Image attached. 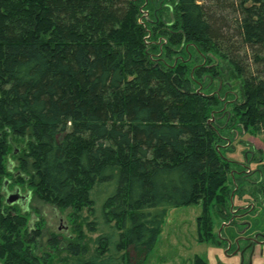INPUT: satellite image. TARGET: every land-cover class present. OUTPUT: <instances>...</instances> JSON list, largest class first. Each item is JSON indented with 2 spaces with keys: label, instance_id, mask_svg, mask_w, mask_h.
<instances>
[{
  "label": "trees",
  "instance_id": "trees-1",
  "mask_svg": "<svg viewBox=\"0 0 264 264\" xmlns=\"http://www.w3.org/2000/svg\"><path fill=\"white\" fill-rule=\"evenodd\" d=\"M257 130L262 151L228 156ZM5 180L32 202L0 196V264H140L192 204L197 241L223 243L215 223L264 194V0H0ZM34 201L71 223L41 252Z\"/></svg>",
  "mask_w": 264,
  "mask_h": 264
},
{
  "label": "rangeland",
  "instance_id": "rangeland-1",
  "mask_svg": "<svg viewBox=\"0 0 264 264\" xmlns=\"http://www.w3.org/2000/svg\"><path fill=\"white\" fill-rule=\"evenodd\" d=\"M231 82L236 83V79L232 78ZM234 85L232 93H237L239 97L238 86ZM198 87L197 91L200 90V86ZM202 91L207 92L205 89ZM210 119L212 120V118ZM231 136L232 139L235 136L232 143L236 150L229 153L228 156L235 160H244L243 149L253 150L256 153L263 150V142L258 130L247 134L234 133ZM247 165L250 169L256 167V163L252 161ZM237 201L235 200V204L239 203ZM250 204V201L249 203L240 202V206L242 205L241 207L246 209V213L237 217L235 224L215 223L214 230L220 231L218 236L221 239L226 238V241H222L221 244L197 241L196 218L201 212L199 204L167 208L157 242L146 260L140 264H196L194 262L196 257L202 258L205 264H241L243 258L236 254L237 247L242 245L240 242L237 243L238 233L241 232V235L244 236L264 231V194L251 209L247 210ZM33 206L36 211L35 217H37L35 219L44 224L40 233L38 250L36 249L37 252H41L46 248L45 244L50 232H55L59 238L68 236L71 232V223L67 219L66 211L55 208L44 201H34ZM96 207L99 208V202ZM253 207H255L254 211H252ZM242 208L241 212H243ZM32 216L34 215L32 214ZM96 235L92 234L93 237ZM93 246L91 243V247ZM52 264H57V261L53 260ZM254 264H264V257L256 260Z\"/></svg>",
  "mask_w": 264,
  "mask_h": 264
},
{
  "label": "flooded vegetation",
  "instance_id": "flooded-vegetation-1",
  "mask_svg": "<svg viewBox=\"0 0 264 264\" xmlns=\"http://www.w3.org/2000/svg\"><path fill=\"white\" fill-rule=\"evenodd\" d=\"M10 169L11 168L9 167V170ZM0 196L4 199L6 205L10 207L9 211L13 215L16 214V208L21 210L22 213L29 212L31 210L32 192L25 184L13 182V180H5L0 187ZM11 198L13 200H10ZM241 215L242 214H238L236 218ZM226 224L230 223L228 222ZM242 226L244 228V225ZM219 232L220 231H218V234H220ZM238 234L239 239L237 240V243H242L241 247H238L239 250H243V252L240 254L239 251H236V254H239L240 258H243V262L241 261V264H251V262L257 258L262 259L264 255V231L244 236L241 235V232ZM225 239L226 238L222 239V241H226ZM257 247L258 253L256 254Z\"/></svg>",
  "mask_w": 264,
  "mask_h": 264
},
{
  "label": "crops",
  "instance_id": "crops-1",
  "mask_svg": "<svg viewBox=\"0 0 264 264\" xmlns=\"http://www.w3.org/2000/svg\"><path fill=\"white\" fill-rule=\"evenodd\" d=\"M233 236V235H232ZM258 253V247H257V251H256V254ZM237 256L239 257V254H237ZM263 257H264V255H263ZM259 258H257V259H255V260H253V262H251V264H254V262L256 261V260H258Z\"/></svg>",
  "mask_w": 264,
  "mask_h": 264
},
{
  "label": "water",
  "instance_id": "water-1",
  "mask_svg": "<svg viewBox=\"0 0 264 264\" xmlns=\"http://www.w3.org/2000/svg\"><path fill=\"white\" fill-rule=\"evenodd\" d=\"M10 200H13V199L11 198ZM225 240H226V239H225ZM236 251H239L240 254H242V252H243V250H241V251L239 250V247L237 248Z\"/></svg>",
  "mask_w": 264,
  "mask_h": 264
}]
</instances>
